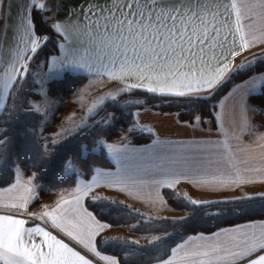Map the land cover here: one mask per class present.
Listing matches in <instances>:
<instances>
[{
    "label": "snow or ice",
    "instance_id": "snow-or-ice-1",
    "mask_svg": "<svg viewBox=\"0 0 264 264\" xmlns=\"http://www.w3.org/2000/svg\"><path fill=\"white\" fill-rule=\"evenodd\" d=\"M48 3H51V8ZM48 3L22 0L20 4H9L7 0H0V40L9 42L19 38L24 43L22 51L25 53L17 55L9 65L10 71L5 72L0 92V181L7 183L13 175H19L22 165L27 168L31 163L37 171L29 178L30 185H33L39 170L46 168L49 177L70 178L75 185L73 198L72 201L61 198L54 208L43 206L39 214L29 212L28 215L41 221V224L31 228L25 227L24 219L11 214L0 215V264H98L95 257L106 264H122L118 259L121 254L123 264H184L192 255L214 258L222 264H264V228L256 232L251 223L237 224L233 229H220V232L231 236L225 242L208 245L203 251H185L183 256L179 254L178 250L183 249V245L177 244L174 237L182 240L183 234L192 225L233 223L241 219L251 221L256 215L264 217V190L241 191L249 182L241 176H213L208 179L204 173L207 165L212 164L211 160L192 163L172 160L168 167L161 169L162 179L155 181L161 187L166 185L169 189H176L185 180L212 190L210 194L195 196H188L182 191L168 193L179 198L177 206L184 210L182 216L168 218L142 212L121 199L119 193L102 194L106 190L101 188L102 185L123 189L127 188V182L119 171L113 173L96 166L97 161L89 158L86 149L79 143V131L63 129L52 138L56 147L49 149L45 145L39 151L35 149L36 143L43 137L34 121L42 117V125L47 120L46 109L50 107L44 85L52 78L51 66L49 73L42 76L33 74L34 82L40 84L39 91L35 92L28 80L29 65L22 63L16 67V63L38 57L50 34L54 33L64 41L69 40L68 30L63 24L58 21L48 24L44 19L45 13L56 11L55 0H48ZM5 6L8 13L4 12ZM13 7L14 15L11 14ZM231 7L236 17L235 33H240L242 17L250 19L247 13L254 7L264 11V0H260L258 5L239 0ZM94 8L101 15L93 12L96 18L92 19L85 13L86 23L77 31L88 36L103 50V56L98 59L105 69L108 65L112 66L113 70L109 72L112 78L121 82L134 79L135 82L127 84V88H142L160 103L174 106L178 115L187 112L188 121H199L209 100L215 99L217 93L226 90L231 82L247 77L245 84H251V87L243 92L239 103L245 117L252 112L259 114L264 122V101L259 108L248 103L249 94L264 84V50L259 54L252 53L250 58L245 56L239 63L219 57L217 50L224 47L228 36L233 33L231 30L224 33L217 26L218 12L210 0L196 4H185L183 0H126L123 5L113 4L111 7L93 5L88 11L92 12ZM105 12L108 14L103 15ZM250 34L255 40V34ZM250 43L242 37L241 49L248 48ZM59 47L63 51L64 43ZM28 52L33 55L28 56ZM230 55L235 58L238 53L233 50ZM103 57L107 58V64L103 63ZM213 61L217 65L215 69L206 70ZM45 63L49 64L48 58ZM56 63L57 57H51L50 65ZM86 66L79 60L60 62L61 68L83 69ZM124 90L119 89L120 92ZM40 94L44 95V107L35 100V96ZM92 110L89 109L90 112ZM115 119L114 114H109L103 123L109 125ZM82 126L86 127V124L82 122ZM137 130L138 125L132 122L126 130L122 129L124 135L114 143H107L103 138L96 139L94 143L97 147L93 151L106 150L119 166L126 151L125 141L129 134ZM14 139L19 147L13 152L9 146ZM80 169L94 173L90 182L84 183L79 179ZM33 188L28 189L29 193ZM89 198L95 205L92 211L84 207L85 200ZM157 202L167 204L159 191L152 198L153 207ZM27 204L28 197H25L21 203L9 207L26 210ZM69 204L70 208L64 207ZM128 221H135L127 224L128 235H106V230ZM48 228L69 237L84 254L53 235ZM136 232H141V235L129 238ZM213 236L219 240V233H213ZM33 237H39V243ZM200 238L204 239L202 235ZM110 245L117 246L119 252L103 254Z\"/></svg>",
    "mask_w": 264,
    "mask_h": 264
},
{
    "label": "crops",
    "instance_id": "crops-1",
    "mask_svg": "<svg viewBox=\"0 0 264 264\" xmlns=\"http://www.w3.org/2000/svg\"><path fill=\"white\" fill-rule=\"evenodd\" d=\"M40 1L48 3V0H36V3L39 4ZM31 2L32 0H28V3ZM141 2H144V0H141ZM183 2L185 4H196L205 2V0H183ZM210 2L216 6L215 10L218 12L217 26L224 33L229 32V30L233 33L228 36L224 47L217 50L219 57L239 63L245 56L250 58L252 53H260L264 50V11H261L259 7H254L252 11L247 13L250 19L242 17V31L235 33L236 17L231 5L233 2L238 3L239 0H210ZM247 2L252 5H258L260 0H247ZM7 3L20 4L22 0H7ZM55 3L57 5L56 11L46 13V20L49 24L57 21L63 24L67 28L70 38L68 41H64L60 37L59 45L64 43L65 47L62 51L58 46V53L53 55L57 57L55 65H50L51 57L53 56L48 59L49 64L46 65L43 62L45 73H49L51 66L52 80L70 73L87 76V83L92 79L97 81L99 79L103 84H119L125 88H127V84L134 83V79H127L121 82L119 79L112 78L109 75V72L113 70L112 66L108 65V68L105 69L101 65V60L98 59V57L103 56V50L96 42L90 40L88 36L82 35L77 31L78 28H83L84 23H86L85 13L92 19L96 18V16H93V12H96V15H101L95 8L92 12L88 11L93 5L111 7L113 4L123 5L126 3V0H55ZM48 7H52L51 3H48ZM181 10L183 11V9ZM8 11L7 6H5L4 12L8 13ZM124 11H128V9L124 8ZM11 14H15V7L11 9ZM107 14V12L103 13V15ZM116 14L119 15V11ZM250 32L255 34V40H252ZM21 35H23V29H21ZM242 37L251 41L250 46L243 50L240 47ZM23 48L24 43L19 38L9 42L0 40L1 85L4 83L5 72L10 71L9 65L16 60L17 55H25L22 51ZM233 50L238 53L235 58L230 55ZM65 60H79L87 66L83 69L72 67L61 68L60 62ZM24 61L17 62L16 67H20V64L24 63ZM103 63L107 64L106 57H103ZM216 66V62L213 61L206 70H214ZM248 87H251V84H245V81H243L235 84L223 96L217 106L214 124L209 119L184 123L179 121L175 113H160L150 108L134 110V122L138 125L139 129L151 133L153 140L151 143L141 146L126 143V151L120 159L119 166L116 160L112 159L107 153L112 168L104 170L113 173L119 171V174L127 182V188L111 189L102 185L101 188L106 189L102 194L119 193L120 198L124 199L126 203L148 214L158 206H162L157 202L155 207H153L152 198L155 197L157 191L163 195V191L169 188L166 185L161 187L155 181L162 179L161 169L168 167L172 160H183L188 163L211 160L212 164L207 165V171L204 173L208 179H211L213 176H231L232 178L241 176L249 181L241 191L258 190L257 192H260L264 190V122L261 121L259 114H253L252 112H249L247 117H245L243 107L239 103L241 95ZM127 89L144 90L142 88ZM263 90L264 84L259 85L254 93L249 94L248 103L250 104V99L260 95ZM0 92H2V87H0ZM76 92L77 90L74 94ZM56 99L58 103H54V105H60L62 104L61 100H65L62 98ZM71 100L68 99L66 101L72 102ZM93 175L94 173L89 180H80L88 183L92 180ZM31 176L25 173L19 174L13 184L0 189V215L11 214L17 218L24 219L26 221V228L41 224V221L36 216L28 215L29 212L39 214L43 206L46 205L54 208L61 198L72 201L74 190L67 192L59 191L46 197H39V186L35 181H33V185L36 186L34 188L33 185L28 183ZM29 188H33L31 193L28 191ZM176 189L188 196L190 194L207 195L212 191L208 187H198L185 180H182ZM25 197H28L26 210L9 207V205L21 203ZM36 200L37 202H35ZM86 200L84 202L85 208H87ZM64 207L70 208L71 205H64ZM248 223L254 226L256 232L264 228V220L245 222L240 225ZM235 227L236 225H233L222 229H233ZM47 230L84 254L82 249L63 233H58L57 230L52 228H48ZM213 233H219V240L213 236ZM128 234V227H117L106 230V235L123 236ZM201 235L204 239L200 238ZM138 236L137 234L134 236L130 235L129 238L134 239ZM33 239L39 243V237H33ZM229 239H231V236L220 232V229L212 233L188 235L178 243L183 245V249L178 250V252L183 256L185 251H203L206 250L208 245L217 242L222 243ZM94 259L98 261V264H106L99 257H95ZM184 264H222V262H218L210 257L192 255L184 261Z\"/></svg>",
    "mask_w": 264,
    "mask_h": 264
},
{
    "label": "trees",
    "instance_id": "trees-1",
    "mask_svg": "<svg viewBox=\"0 0 264 264\" xmlns=\"http://www.w3.org/2000/svg\"><path fill=\"white\" fill-rule=\"evenodd\" d=\"M44 19L46 20V13L44 14ZM47 21V20H46ZM48 23V22H47ZM49 24V23H48ZM43 27H47L44 25ZM60 43V37L53 34L49 35V39L47 41L46 46H43V50L40 52L38 57H34L32 60H25L24 63L29 65V83L33 85V91H35L36 85L33 81V72L35 68L45 62L46 58H50L53 55L58 53V46ZM259 54V53H257ZM30 53L28 56H32ZM247 77L242 79H236L234 82H231L229 87L226 90H221L217 93L215 99H211L207 103V107L205 109V113L201 119H209L214 124L215 113L217 110L218 103L223 98V96L235 85L245 81ZM88 77L85 75H75L66 73L61 78L54 79L47 84V93L49 96L53 98H62V99H70L74 92L81 86L87 83ZM126 97L135 98L136 102L132 105L124 106L122 101H125ZM39 96H35V99H38ZM264 101V90L263 92L255 97L250 99V104L261 107V102ZM150 108L160 113H175L177 114V109L174 106H170L166 103H160L158 99L153 98V95L147 93L145 91H133L132 93H126L119 96L117 102H107L96 114L91 116L88 120L86 127H81L77 131H79L78 140L79 143L86 149L89 158H93L97 161L98 167L102 169L112 168V165L108 159L106 150L93 151V148H96L97 145L94 143L96 139L103 138L107 143H114L119 139H115L117 134H123L122 129H127L132 122H134L133 112L134 110ZM109 114H114L116 119L109 125H105L103 123L104 119L108 117ZM187 112H182L180 115L177 114L179 121L184 123H192V121L187 120ZM42 117H38L34 123L39 125ZM42 139H39L38 143L35 145V149L39 151L43 149L45 145L49 149L56 147L57 145L53 144L52 136L42 135ZM153 140V135L149 132L141 130L138 128L137 131L128 135L125 143L141 146L147 145L151 143ZM19 145L16 143L15 139L12 145L9 146L11 151H16ZM21 171L27 175H32L34 171H37L36 168H33L31 163H29L27 168L21 166ZM62 171V170H61ZM93 173L85 172L83 169H80L79 179L89 180ZM75 175V174H73ZM17 179V175H13L11 179L8 180L7 183L0 181V189L6 188L13 184ZM35 183L39 186V197H46L51 195L54 192L59 191H72L75 187L74 183L71 182L69 177L66 176H57L55 178L49 177L47 175L46 168H41L38 172ZM173 191H178L177 189H165L163 191V196L165 200H167V204L171 206L173 209L183 212L182 207H178L179 198L175 196H169L168 193ZM38 200V199H37ZM37 200L35 202H37ZM86 207L89 211H92L95 207L93 201L89 198L86 200ZM256 220H264V217L256 215L252 218L251 221ZM250 222L248 220H236L233 223L226 222H213V223H201L192 225V228L183 234V238L188 235L198 234V233H212L219 229ZM128 223H135V221H128L127 223L121 222L117 225H114L112 228L117 227H127ZM171 231V229H169ZM135 234L141 235V232H136ZM176 243L178 244L182 241L179 237H174ZM174 246V245H173ZM100 247H104L101 245ZM119 249L117 246L110 245L108 247L107 252L105 254L112 255L117 254ZM170 254V253H169ZM164 258H167L166 256ZM118 259L121 260L123 264V255H118Z\"/></svg>",
    "mask_w": 264,
    "mask_h": 264
},
{
    "label": "rangeland",
    "instance_id": "rangeland-1",
    "mask_svg": "<svg viewBox=\"0 0 264 264\" xmlns=\"http://www.w3.org/2000/svg\"><path fill=\"white\" fill-rule=\"evenodd\" d=\"M41 2V1H40ZM25 62V61H24ZM33 74L43 75L45 74L44 63L39 64ZM53 79V77L46 81L44 87L46 91V95L48 98V102L50 107L46 109L47 112V120L41 125L39 123L38 131L42 132V135H48L54 137L57 132H61L63 129L70 130H78L77 126H82V122L87 125L88 120L91 116L96 114L107 102H117L118 98L122 94H130L133 91H137L138 89H127L119 84H103L101 80H91L88 83L77 89L76 94L72 95L70 99L72 102H67L65 100H61L62 104L58 105L54 103H58L56 98H53L47 93V84ZM34 81V75H33ZM88 81V80H87ZM35 83V82H34ZM36 88L35 92H38L40 89V84L35 83ZM0 81V87H2ZM125 89L123 92H120L119 89ZM144 91V90H138ZM146 92V91H145ZM75 93V92H74ZM39 98L35 99L37 104L41 107H44V95H38ZM69 99V100H70ZM66 101V102H65ZM136 102L133 97H126L125 101H122L124 106L132 105ZM92 108V112L89 109ZM80 127V128H81ZM66 135V133H65ZM123 134H117L115 139H120ZM24 172L20 171L19 174ZM258 191V190H255ZM187 195V194H186ZM198 194H190V196H195ZM153 216L159 217H179L184 213L173 209L168 204L158 206L155 210L148 213Z\"/></svg>",
    "mask_w": 264,
    "mask_h": 264
}]
</instances>
